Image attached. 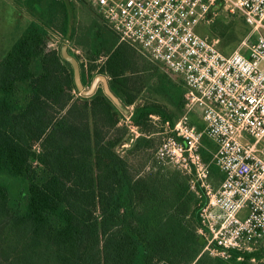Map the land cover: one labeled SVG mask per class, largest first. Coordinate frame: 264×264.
<instances>
[{"label": "trees", "instance_id": "trees-1", "mask_svg": "<svg viewBox=\"0 0 264 264\" xmlns=\"http://www.w3.org/2000/svg\"><path fill=\"white\" fill-rule=\"evenodd\" d=\"M18 1L33 20L0 61V264H264V247L229 260L202 253L189 177L156 159L152 117L174 125L183 116V82L122 42L93 0ZM53 43L69 45L85 87L108 78L132 108L130 126L101 86L79 94ZM202 143L210 162L206 147L216 146ZM211 174L218 188L223 175L213 165Z\"/></svg>", "mask_w": 264, "mask_h": 264}, {"label": "built area", "instance_id": "built-area-1", "mask_svg": "<svg viewBox=\"0 0 264 264\" xmlns=\"http://www.w3.org/2000/svg\"><path fill=\"white\" fill-rule=\"evenodd\" d=\"M93 1L122 42L184 84L183 116L174 125L152 117L162 136L155 155L189 177L200 201L202 253L229 260L264 247V0ZM220 10L242 16L256 34L248 53L225 54L198 32ZM197 110L202 130L192 122ZM204 137L216 146L210 162L201 154ZM212 165L223 175L218 188Z\"/></svg>", "mask_w": 264, "mask_h": 264}, {"label": "rangeland", "instance_id": "rangeland-1", "mask_svg": "<svg viewBox=\"0 0 264 264\" xmlns=\"http://www.w3.org/2000/svg\"><path fill=\"white\" fill-rule=\"evenodd\" d=\"M77 3V8H80V2ZM79 19L85 20L80 11H78ZM239 15L229 14L225 10H220L217 17L211 24L202 25L198 32L203 36L213 39L217 42L218 48L226 50L227 53L239 50L242 53H248V47L252 46L256 42V34L243 24V21ZM33 18L25 11L23 4L18 0H0V61L10 51L14 43L22 36L26 28L30 25ZM215 29V30H214ZM242 39L241 42H233L228 44L230 38ZM62 44L53 43L50 44L51 49H57L60 51ZM77 55H81L80 51H76ZM141 63L146 65L147 61L140 59ZM152 65H155L160 70H164V67L156 62L149 61ZM173 80L181 84L182 80L176 76H171ZM88 88V87H87ZM132 111V108H129ZM192 122L203 129V123L200 119V113H194L192 116ZM201 129V130H202ZM161 138L158 137L156 147H158ZM151 149L149 154L139 156L132 159V169H136L146 162H151L152 155L156 150ZM206 150L212 155L215 150L210 147H206Z\"/></svg>", "mask_w": 264, "mask_h": 264}, {"label": "water", "instance_id": "water-1", "mask_svg": "<svg viewBox=\"0 0 264 264\" xmlns=\"http://www.w3.org/2000/svg\"><path fill=\"white\" fill-rule=\"evenodd\" d=\"M60 53L63 60L69 63L72 67L75 86L81 96L92 97L96 93L98 88L101 86L104 94L111 100V102L116 106V108L126 118H129L131 116V110L126 107L123 102L111 90L108 78L106 76H96L93 79L91 85L86 88L82 80L80 63L73 55L70 54L69 45L67 43H64L61 46Z\"/></svg>", "mask_w": 264, "mask_h": 264}, {"label": "crops", "instance_id": "crops-1", "mask_svg": "<svg viewBox=\"0 0 264 264\" xmlns=\"http://www.w3.org/2000/svg\"><path fill=\"white\" fill-rule=\"evenodd\" d=\"M12 48V47H11ZM87 88V87H86ZM196 113V112H195ZM197 113H199V111L197 110ZM194 114H192V116H193ZM202 121V120H201ZM203 123V122H202ZM157 136H161V133L160 132H158L157 134H156ZM162 137V136H161Z\"/></svg>", "mask_w": 264, "mask_h": 264}]
</instances>
